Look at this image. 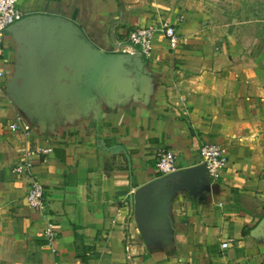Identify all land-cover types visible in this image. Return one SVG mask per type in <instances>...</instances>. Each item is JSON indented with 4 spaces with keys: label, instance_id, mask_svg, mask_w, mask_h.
<instances>
[{
    "label": "crops",
    "instance_id": "0c3cea01",
    "mask_svg": "<svg viewBox=\"0 0 264 264\" xmlns=\"http://www.w3.org/2000/svg\"><path fill=\"white\" fill-rule=\"evenodd\" d=\"M18 7L25 17L75 23L106 53H123L118 46L134 28L162 22L180 41L171 49L154 38L136 93L105 91L99 108L61 102L31 114L9 93L18 46L6 33L0 264H264V0H19ZM16 122L32 132H14ZM206 144L222 147L227 169L197 191L173 189L164 232L147 242L131 201L162 177L158 153L173 151L180 171L201 165ZM39 149L47 153L32 157V176L45 186L47 217L27 206L30 179L14 170ZM49 221L54 242L45 235Z\"/></svg>",
    "mask_w": 264,
    "mask_h": 264
},
{
    "label": "water",
    "instance_id": "95a60500",
    "mask_svg": "<svg viewBox=\"0 0 264 264\" xmlns=\"http://www.w3.org/2000/svg\"><path fill=\"white\" fill-rule=\"evenodd\" d=\"M18 46L17 72L9 86L15 104L31 114L59 103H97L103 92H138L145 63L141 53H106L83 30L62 17L33 15L10 26ZM210 181L206 165L174 172L139 188L132 198L141 234L164 232L173 189L198 190ZM261 227H264L262 224Z\"/></svg>",
    "mask_w": 264,
    "mask_h": 264
},
{
    "label": "built area",
    "instance_id": "2783aa9c",
    "mask_svg": "<svg viewBox=\"0 0 264 264\" xmlns=\"http://www.w3.org/2000/svg\"><path fill=\"white\" fill-rule=\"evenodd\" d=\"M19 0H0V62H5L4 46L5 35L10 26L22 20L25 16L18 7ZM156 36H163L168 40L171 49H176L179 45V35L175 26L167 23L150 24L147 26H139L134 28L129 33L126 45L118 46L123 53H141L144 58L153 56L152 44ZM5 77V73L0 68V83ZM20 121V120H19ZM14 132H21L29 135L32 132L30 124L16 122L11 125ZM39 153H47L39 149L38 151L31 150L27 152L26 158L15 167V172L29 177V188L26 195V204L30 209H33L44 217H47V203L45 186L38 182L32 176L34 167L32 157ZM201 164L206 165L207 176L214 180L220 177L221 173L228 167V159L223 155L221 146L218 145H203L200 148ZM156 170L163 177L178 171V161L175 153L171 150H161L156 159ZM45 235L52 241L56 239V229L51 221L47 223ZM223 247L227 248L228 244Z\"/></svg>",
    "mask_w": 264,
    "mask_h": 264
},
{
    "label": "trees",
    "instance_id": "16d2710c",
    "mask_svg": "<svg viewBox=\"0 0 264 264\" xmlns=\"http://www.w3.org/2000/svg\"><path fill=\"white\" fill-rule=\"evenodd\" d=\"M80 247V246H79ZM81 258L83 259V261L87 262V257L84 255H81Z\"/></svg>",
    "mask_w": 264,
    "mask_h": 264
},
{
    "label": "rangeland",
    "instance_id": "374dc122",
    "mask_svg": "<svg viewBox=\"0 0 264 264\" xmlns=\"http://www.w3.org/2000/svg\"><path fill=\"white\" fill-rule=\"evenodd\" d=\"M18 6H19V4H18Z\"/></svg>",
    "mask_w": 264,
    "mask_h": 264
}]
</instances>
